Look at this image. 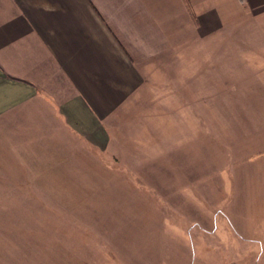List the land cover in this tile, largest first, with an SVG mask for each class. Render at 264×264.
Here are the masks:
<instances>
[{"label":"rangeland","instance_id":"374dc122","mask_svg":"<svg viewBox=\"0 0 264 264\" xmlns=\"http://www.w3.org/2000/svg\"><path fill=\"white\" fill-rule=\"evenodd\" d=\"M216 7L108 149L0 173V264H264V5Z\"/></svg>","mask_w":264,"mask_h":264},{"label":"crops","instance_id":"0c3cea01","mask_svg":"<svg viewBox=\"0 0 264 264\" xmlns=\"http://www.w3.org/2000/svg\"><path fill=\"white\" fill-rule=\"evenodd\" d=\"M216 1L0 0V173L108 149L124 104L213 25Z\"/></svg>","mask_w":264,"mask_h":264}]
</instances>
